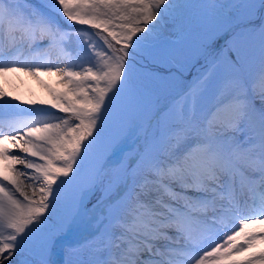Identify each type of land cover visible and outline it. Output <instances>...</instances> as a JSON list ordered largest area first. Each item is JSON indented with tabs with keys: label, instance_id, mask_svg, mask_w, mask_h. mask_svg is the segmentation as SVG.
I'll return each mask as SVG.
<instances>
[{
	"label": "snow or ice",
	"instance_id": "obj_1",
	"mask_svg": "<svg viewBox=\"0 0 264 264\" xmlns=\"http://www.w3.org/2000/svg\"><path fill=\"white\" fill-rule=\"evenodd\" d=\"M14 73L0 264H264V0H0Z\"/></svg>",
	"mask_w": 264,
	"mask_h": 264
},
{
	"label": "rangeland",
	"instance_id": "obj_2",
	"mask_svg": "<svg viewBox=\"0 0 264 264\" xmlns=\"http://www.w3.org/2000/svg\"><path fill=\"white\" fill-rule=\"evenodd\" d=\"M56 80L57 78L55 76L42 75L37 79L30 75H25L24 73H14L0 80V85L3 86L9 97L15 95L18 96L21 101H39L50 100L51 97L45 85L58 89L60 85L57 84ZM256 227L259 228L261 226ZM257 244L258 245L251 250V253H246L239 259H247L251 254H258L264 251V245L261 246L260 243Z\"/></svg>",
	"mask_w": 264,
	"mask_h": 264
},
{
	"label": "bare ground",
	"instance_id": "obj_3",
	"mask_svg": "<svg viewBox=\"0 0 264 264\" xmlns=\"http://www.w3.org/2000/svg\"><path fill=\"white\" fill-rule=\"evenodd\" d=\"M55 77H56V76H55ZM14 96H15V95H14ZM260 244H261V246L264 245V243H260ZM257 245H258V244H257ZM261 246H260V247H261ZM252 249H253V248H252ZM252 249H251V250H252ZM262 249H263V248H262ZM246 253H248V252H246ZM246 253H244V254H246ZM239 258H240V257H238V259H239Z\"/></svg>",
	"mask_w": 264,
	"mask_h": 264
}]
</instances>
